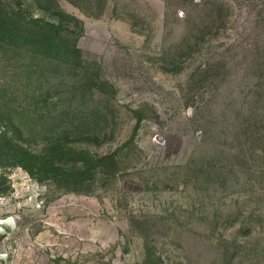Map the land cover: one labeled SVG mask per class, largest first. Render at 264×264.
<instances>
[{"label": "rangeland", "instance_id": "rangeland-1", "mask_svg": "<svg viewBox=\"0 0 264 264\" xmlns=\"http://www.w3.org/2000/svg\"><path fill=\"white\" fill-rule=\"evenodd\" d=\"M0 7V264H264V0Z\"/></svg>", "mask_w": 264, "mask_h": 264}, {"label": "trees", "instance_id": "trees-1", "mask_svg": "<svg viewBox=\"0 0 264 264\" xmlns=\"http://www.w3.org/2000/svg\"><path fill=\"white\" fill-rule=\"evenodd\" d=\"M40 20H35L34 23H39ZM49 27H55L54 23L47 22L45 27H39L33 25L32 22L25 21L21 18V16L11 14L10 10H6L0 7V38H5V36L10 35L11 33L16 31L17 29L22 32H26L28 34L33 33L45 39L44 42H47L51 38L52 35H55L54 32L49 31Z\"/></svg>", "mask_w": 264, "mask_h": 264}, {"label": "water", "instance_id": "water-1", "mask_svg": "<svg viewBox=\"0 0 264 264\" xmlns=\"http://www.w3.org/2000/svg\"><path fill=\"white\" fill-rule=\"evenodd\" d=\"M2 224H3V222H0V228H1V225ZM2 257H3V259H6V256L5 255H3Z\"/></svg>", "mask_w": 264, "mask_h": 264}]
</instances>
